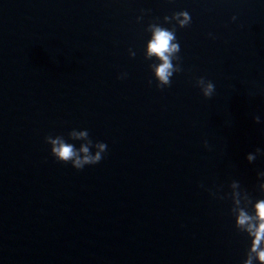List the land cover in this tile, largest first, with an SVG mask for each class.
<instances>
[{"label":"water","instance_id":"1","mask_svg":"<svg viewBox=\"0 0 264 264\" xmlns=\"http://www.w3.org/2000/svg\"><path fill=\"white\" fill-rule=\"evenodd\" d=\"M259 172L264 0H0V264H262Z\"/></svg>","mask_w":264,"mask_h":264},{"label":"clouds","instance_id":"2","mask_svg":"<svg viewBox=\"0 0 264 264\" xmlns=\"http://www.w3.org/2000/svg\"><path fill=\"white\" fill-rule=\"evenodd\" d=\"M185 16V20L181 21V25L188 23L191 18L188 13H182ZM235 17H233L234 19ZM175 39L172 32L156 29L154 33V38L149 45V52L154 53L161 58L163 63L156 69L157 75L164 84L169 85L171 82L169 81V76L171 72L169 71L172 67L167 53H171L173 51H179V44H172L171 41ZM151 83V81H149ZM157 87H162L161 85H157ZM214 92V84L212 82L208 83L207 87L203 90V95L205 97H211ZM257 122H259V117L254 118ZM84 135V134H81ZM45 140L48 144L51 145V154L58 160L64 163L70 162L72 166L78 170L83 169L85 165H93L99 163L103 159V153L107 151V145L104 142L89 140L88 144L90 146L96 147L99 151H96L95 154L90 152L89 147L82 146L79 149V152L85 153V155L80 156L77 149L71 144L64 141L62 138L57 137L56 139H52L51 135L45 137ZM205 145H207V141H205ZM256 152H261V149L257 148ZM255 156L252 154H248L247 159L249 162L255 160ZM259 175L264 176V172H259ZM256 213L255 219L256 223L249 224V220L252 219L247 212L241 211L239 217L235 221L237 226H244L248 224V234L251 237L250 248L251 252L256 253L258 259L262 264H264V200L260 201L256 204ZM243 264H251V258L243 261Z\"/></svg>","mask_w":264,"mask_h":264}]
</instances>
